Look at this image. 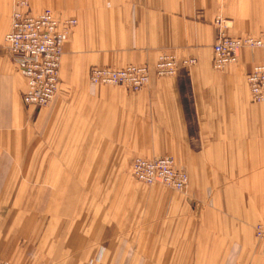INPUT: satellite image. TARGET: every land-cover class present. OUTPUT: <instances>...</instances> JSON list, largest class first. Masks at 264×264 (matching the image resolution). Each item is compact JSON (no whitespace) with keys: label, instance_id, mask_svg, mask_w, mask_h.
<instances>
[{"label":"crops","instance_id":"0c3cea01","mask_svg":"<svg viewBox=\"0 0 264 264\" xmlns=\"http://www.w3.org/2000/svg\"><path fill=\"white\" fill-rule=\"evenodd\" d=\"M18 1L0 0V39L10 31L11 13L21 11ZM87 4L92 11L80 16V28L64 46L61 87L48 108L27 113L25 81L0 51V258L15 264H264V241L255 235L264 223V104L252 102L247 83L264 63V51L244 49L237 64L213 69L220 31L248 37L264 30V0ZM162 54L197 63L181 66L173 78L152 76L139 92L90 83L96 64L153 66ZM72 143H79V154L110 160L107 166L137 155L173 156L190 177L187 195L158 188L165 197L74 198L81 184L55 181L54 167L38 160L32 165L36 150L49 159L62 154V146L63 154L72 151ZM90 188L98 192L100 184ZM193 202L205 211L196 214Z\"/></svg>","mask_w":264,"mask_h":264},{"label":"built area","instance_id":"2783aa9c","mask_svg":"<svg viewBox=\"0 0 264 264\" xmlns=\"http://www.w3.org/2000/svg\"><path fill=\"white\" fill-rule=\"evenodd\" d=\"M22 7L28 8L26 2ZM75 19H58L51 11L31 14L29 10L15 12L10 32L5 37L6 48L18 71L26 81L23 103L29 108L49 106L59 92V71L63 48ZM244 49L264 50V30L258 36L232 38L220 31L213 46V68L224 72L237 64ZM196 60L178 61L175 56L163 54L151 68L148 65H129L124 68L95 67L90 80L95 86L127 87L134 92L146 88L152 76L173 78L181 66H194ZM251 100L264 103V64L257 65L247 77ZM134 178L145 185L161 184L178 192L188 187L189 176L176 168L170 157L154 159L137 158L133 163ZM263 232H259L261 237ZM5 264V263H0Z\"/></svg>","mask_w":264,"mask_h":264},{"label":"rangeland","instance_id":"374dc122","mask_svg":"<svg viewBox=\"0 0 264 264\" xmlns=\"http://www.w3.org/2000/svg\"><path fill=\"white\" fill-rule=\"evenodd\" d=\"M22 2H26L28 4V8L22 7V4H21ZM87 2H90V0H19L17 5L21 8V11H19V12H24L26 10H29V12L31 14L36 15V14H40L44 11H51L58 19H63V20L64 19H75L77 21V25L72 30V32L69 36V39H70L71 35L74 32H76L81 26V21L79 19L80 16L83 15L85 12L92 11L91 4H87ZM15 12H18V11H15ZM15 12H12L10 15L11 26H12V17H13V14ZM57 14H64L65 17L61 18ZM67 16H72V17L66 18ZM91 26L94 27L95 24L92 23ZM10 30H11V28H10ZM6 35L2 39H0V51L2 53H4L6 56H8L9 59L11 60L13 66H14L15 75L19 76L20 78H23V80L25 81L24 77L18 71L16 65L14 64L13 58L8 53V50L6 48V43H5ZM232 38H243V37H232ZM69 39H68V41H69ZM91 50H96V47L95 46L91 47ZM248 50H251V49H248ZM262 51H264V50H262ZM63 55H64V48H63ZM62 58H63V56H62ZM61 62H62V60H61ZM96 65L97 66H94L93 68L105 67V66H99V64H96ZM148 66H150V65H148ZM153 66H150V67L152 68ZM111 67L112 68H119L115 64ZM93 68L91 69V71L93 70ZM60 70H61V66H60ZM90 75H91V72H90ZM90 83H91V80H90ZM60 87H61V82H60V71H59V88ZM114 87H119V86H114ZM25 88H26V81H25ZM263 104H258V105H263ZM48 107L49 106L43 107V108H48ZM28 109L32 110V108H29L25 105V110L30 115L29 112H31V111ZM34 112H36V111H34ZM34 114H33V116H34ZM73 130H72V132H73ZM70 146H71L72 151L68 152L67 154H63L64 150H63V146H62V149H61L62 154H49V159L47 158V154H42L41 151L36 150L38 153L34 152V154H39L38 155L39 158H38V156L35 157L32 165H33V167L37 166V160H38L39 163H41V164L45 163L44 165H46L49 168L54 167L56 175L51 174L50 176L52 177L55 175V181L59 182L62 180V178L64 179V177H66L72 183L75 182V184H77V183L81 184V185L77 184V186H80V188L78 190L76 188L73 191L74 198H77V197L80 198L81 196L86 197V195H87L89 197V199H92V198L96 197L97 193H98L99 199H103V198H105V199H108V198L126 199V198H132V197L134 198L135 195L138 198L139 195H137V194H139V193H144V194H146L145 197H151V198H156V197H158V195L165 197L166 194L161 193V191H158L159 190L158 188H164L168 191L169 190L172 191L176 195L175 196L176 198L177 197L178 198H185V196L187 195L188 187L190 184V177H189L188 187L186 188V190L184 192H178V191H176L170 187H167V186H164L161 184L148 186V185H145V184L138 182L134 178V175H133V163H134V161L137 158H143V159H148V160L154 159V158H148V157H144L143 155H137L133 160H117L116 164H118V165H112V166L108 165L107 166V164H105V163H110V160H106V159L102 160V161H101V159L97 160L96 154H79V143H72ZM35 147H37V146H35ZM165 157L172 158L175 161L176 168H178L176 159L173 156H165ZM155 158H159V157H155ZM115 161L116 160H114L113 162H115ZM131 161H132V164H131ZM102 163H104V164H102ZM65 168H69V172H70L69 175H67V174L65 175L63 173V170ZM44 176H41V177L42 178L44 177L43 178L44 182H47V180H46L47 177H46V175H44ZM21 177L22 176L20 174L16 175L13 183H17L19 181V179H21ZM33 177H34V175H31V178H33ZM253 182H255V181L253 180ZM94 183L100 184V191L98 190V192H96L93 188H90V186ZM132 184L136 185V187H134ZM140 189H145V190L142 191ZM250 193H252L254 195L255 191H250ZM167 197L172 198L173 196L167 195ZM254 197L255 196H252V198H254ZM192 206H193V210L196 214H201V212L205 211V209H206L205 206H202V204L198 203V202H193ZM73 214L74 215L78 214L76 208H73ZM72 226L74 227L75 224H72ZM261 231L263 232V234L261 237H259L258 233ZM255 235H256V239L258 242L264 241V223L263 222H260L255 227ZM0 263L15 264L14 262H12L9 259H2V258H0Z\"/></svg>","mask_w":264,"mask_h":264}]
</instances>
